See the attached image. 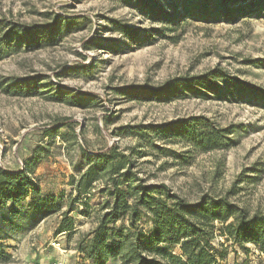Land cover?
Segmentation results:
<instances>
[{
	"label": "rangeland",
	"instance_id": "1",
	"mask_svg": "<svg viewBox=\"0 0 264 264\" xmlns=\"http://www.w3.org/2000/svg\"><path fill=\"white\" fill-rule=\"evenodd\" d=\"M155 1L170 22L153 21L137 0H0V37L11 24L72 20L50 42H15L19 49L0 58V167L22 169L37 152L29 167L34 183L63 209L72 203L75 222L72 234L56 235L59 213L35 221L11 215V206L0 210L14 224L0 232L10 255L0 264H90L77 243L96 225L104 182L95 183L86 206L75 200L72 178L86 167L83 153L113 145L147 184L165 183L191 203L208 194L264 214V0H248L249 11L230 20L220 0ZM237 5L243 1L229 9ZM118 22L127 34L116 30ZM216 67L233 80L207 87L183 82L162 98L136 94ZM32 77L40 81L15 92L16 79ZM197 118L220 131V148L203 151L179 128L170 130ZM247 247H237L228 262L264 264V254Z\"/></svg>",
	"mask_w": 264,
	"mask_h": 264
},
{
	"label": "trees",
	"instance_id": "2",
	"mask_svg": "<svg viewBox=\"0 0 264 264\" xmlns=\"http://www.w3.org/2000/svg\"><path fill=\"white\" fill-rule=\"evenodd\" d=\"M233 1H243L244 5H237L231 10L229 6ZM247 1L220 0L222 15L230 20L233 15L249 11ZM137 4L155 22L172 20L171 14L155 0H137ZM71 21L64 19L51 26L11 24L0 37V58L19 49L14 45L15 42L28 40L29 45L33 42H50L53 32H62L63 27L69 30ZM117 24L116 30L127 34V27L119 22ZM214 80L229 82L233 79L216 67L204 76L190 80L179 79L178 82L169 81L158 90L143 89L136 94L162 98L175 94L183 82L188 86L197 82L207 87L212 86L210 84ZM39 81L38 77L18 78L13 83L19 89L15 92ZM191 120L181 124L175 122L170 130L179 128L181 136L188 138L203 151L223 145L220 131L210 129L202 118ZM200 125L202 129H198ZM35 154L37 158L26 161L22 169L0 167V210L11 206L8 211L11 215L24 214L33 217L35 221L59 213L61 218L54 233L72 234L75 222L70 214L74 206L70 203L63 209V204L55 195L41 193L29 169L32 162L39 160L37 152ZM83 158L86 167L78 169L80 174L77 179L72 178L75 200L87 206L84 199L91 197L98 181L104 182L102 193L105 196L96 225L77 243L78 249L86 253L90 264H109V261L114 260H120L122 264H230V253L237 254V247L249 251L248 244H253L264 254V214H250L227 197L208 194L191 203L165 183L147 184L145 179L132 171L134 163L127 154L118 151L116 145L90 157L83 153ZM28 198L31 201L26 203ZM144 220L151 224L150 228L146 229ZM7 224L14 225L5 215L0 214V232ZM3 247L0 243V260L5 261L10 255Z\"/></svg>",
	"mask_w": 264,
	"mask_h": 264
},
{
	"label": "built area",
	"instance_id": "3",
	"mask_svg": "<svg viewBox=\"0 0 264 264\" xmlns=\"http://www.w3.org/2000/svg\"><path fill=\"white\" fill-rule=\"evenodd\" d=\"M31 264H67L64 260H55L48 263H42V262H33Z\"/></svg>",
	"mask_w": 264,
	"mask_h": 264
}]
</instances>
